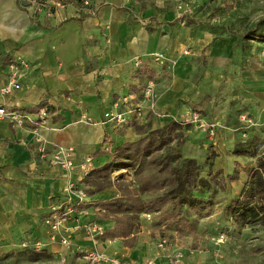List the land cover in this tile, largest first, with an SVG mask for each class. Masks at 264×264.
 Listing matches in <instances>:
<instances>
[{"label":"crops","instance_id":"0c3cea01","mask_svg":"<svg viewBox=\"0 0 264 264\" xmlns=\"http://www.w3.org/2000/svg\"><path fill=\"white\" fill-rule=\"evenodd\" d=\"M183 1L90 0L93 12L88 13L77 7L83 4L82 0H66L63 6L60 0L43 1L47 6L38 5L42 0H0V60L8 55L13 59L24 58L30 64L21 89L7 96L0 94V106L35 118L40 111L35 107L44 102L48 113L40 127L27 124L14 128L10 121L0 120V251L10 250L17 238L23 237V240L46 238L42 241L45 248L57 249L58 256L78 252L75 236L69 251L58 240L50 241L42 219L53 208L68 206L77 199L69 190L70 184L84 190L78 166L86 157L93 158L87 177L90 178L114 159L115 147L140 139L133 130L135 123L157 130V117L151 115L154 110L148 105H144L141 115L131 117L130 123L123 126L106 122L105 114L114 110L115 103L121 102L120 97L129 98L130 105L142 103L138 99L142 92L133 89L138 90L141 84L134 78L136 70L131 62L135 57L161 52L177 60L175 71H192L187 65L192 57L179 58L185 42L191 44L194 56L205 50L204 44L210 40L200 34L192 38L195 27L204 26L200 20L186 18L183 26L179 11L189 3L193 6L199 3L198 0ZM48 9L52 11L51 16ZM1 61L0 86L6 80L2 77L6 67ZM148 69L157 74V69L150 64ZM249 71H264V68L253 63ZM184 82L176 79L175 89L169 95L176 97L174 93ZM171 105L174 110L177 100ZM117 110L124 113L127 105L120 104ZM83 116L90 122L83 121ZM40 147L49 154L56 147L73 148L77 168L68 172L49 165L40 158ZM101 196L88 195L86 203L103 201ZM76 211L69 219L73 220L71 226H75L77 219L84 223L91 210ZM69 221L66 227L74 233L73 227L68 226ZM85 244L92 245V242ZM123 247L117 251L119 256H109L124 261H148L144 260L148 256L141 251ZM102 251L111 253L114 249L106 247ZM156 251L149 253V258L156 264H169L173 249L157 248ZM183 264L203 262L195 255L186 254Z\"/></svg>","mask_w":264,"mask_h":264},{"label":"rangeland","instance_id":"374dc122","mask_svg":"<svg viewBox=\"0 0 264 264\" xmlns=\"http://www.w3.org/2000/svg\"><path fill=\"white\" fill-rule=\"evenodd\" d=\"M43 1L45 0L38 2V5L47 6ZM198 1L197 5H186L183 11L180 8L182 4L178 8L184 20L183 26L186 25L183 23L186 18H194L204 23V26L195 27L196 32L191 37L207 35L210 40L208 44H204L205 50L197 52L194 56L191 53V44L185 42L179 58L192 57L187 63L192 71H175L177 60L161 52L152 53L147 57H135L131 64L134 70L140 68L143 63L157 69L158 75L153 82L154 93L148 101L149 105L152 103L155 107L151 115L157 117V129L174 123L178 125L164 154L180 153L181 160L195 159L203 179H207L212 173L227 180V176L233 174L234 170L238 171V179L234 183L227 182L225 190L213 183L200 192L196 191L197 202L186 204L183 208L187 210L184 217L189 221V226L183 231H176L174 226L169 225L174 203H170L161 212L141 214L137 226L138 241L128 249L141 251L148 256L144 260L149 261L152 260L149 253L157 252L160 241L166 240L168 248L174 251L169 260L174 255H182L185 258L187 254L188 257L195 255L203 264H264V225L237 226L233 224L231 215L233 201L237 199L247 181L250 169L256 159L264 155V144L249 152L236 151L237 144L244 143L254 136L264 141V71H249L253 63L264 68V40L243 37L264 22V0ZM60 2L63 6L66 0ZM181 3L184 1L181 0ZM77 7L81 12H93L90 6L84 4H78ZM48 12H52L51 9H48ZM155 56L160 57V60L155 61ZM176 79L185 82L181 89L174 93L177 96L172 97L169 93L174 91ZM188 88L191 90L188 91ZM144 93L145 90L142 95L139 94L138 99L143 100ZM119 99L122 101L129 98ZM174 99L177 100V105L173 110L171 104ZM195 113L200 114L206 122L218 123L214 137H211L205 128L190 122V117ZM242 116H247L250 122H244ZM145 126L148 127L147 124ZM108 181H111L113 186L99 193L104 200L123 196L125 189H139L132 170H119L108 179L95 174L84 179L83 188L89 195L91 187L95 188L98 183ZM75 192L72 191L74 194ZM89 210L91 211L85 216L84 223L77 219L75 226H71L73 220H68V226L74 229V233L68 235L72 239L75 236V243H79L76 244L77 253H63L58 256L57 249L47 246L39 253L40 259L35 261L34 255L37 253L24 249L22 243L25 239L21 237L10 246V250L0 251V264H58L62 257L66 258L65 264H88L83 256L84 253L91 252L90 250L119 256L117 251L124 249L125 241H103V234L88 233L86 228L97 225L106 233L120 222L121 215L95 208ZM77 212L82 210L77 209ZM45 217L42 224L48 231L47 237L50 240L51 233L44 223ZM39 240L44 241L46 238ZM88 241L92 242V245L85 244ZM106 247L113 248L114 251L103 252L102 249Z\"/></svg>","mask_w":264,"mask_h":264},{"label":"trees","instance_id":"16d2710c","mask_svg":"<svg viewBox=\"0 0 264 264\" xmlns=\"http://www.w3.org/2000/svg\"><path fill=\"white\" fill-rule=\"evenodd\" d=\"M263 24L264 22L260 23L257 29L243 37L250 40H264ZM13 60L12 57L6 55L2 59L1 65L6 67ZM156 76L155 71L148 69V63H143L134 73V78L141 82L140 88L137 90L136 87H133V89L143 92L146 88L144 82H154ZM44 107L45 103L42 102L35 109L39 111ZM177 126L174 123L151 131L148 127L135 123L133 130L136 135L140 136V139L115 147L114 159L93 173V176L97 174L101 178L108 179L119 170H132L135 182L139 186L138 191L125 189L123 196L91 204L85 202L76 207L78 210L95 208L121 215L120 222L102 235L103 241L118 239L125 241L124 245L133 247L138 241L139 216L145 212H161L170 203H174V206L169 217V225L174 226L176 231H183L189 226V221L184 217L187 210H183V208L186 204L197 202L196 191L200 192L213 183L221 190H225L227 182L237 181V170L228 175L227 180L212 173L207 179H203L195 159L181 160L180 153L164 154V150L172 141L171 135L176 131ZM178 134L180 135L181 132ZM262 144L264 141L254 136L244 143L237 144L236 151L239 153L249 152ZM112 186L111 181L98 183L95 188L91 187L89 196L103 193ZM85 192L88 195L86 190ZM231 215L233 224L237 226L264 225V155L258 157L250 169L247 181L237 199L233 201ZM34 256L35 261L40 259L39 253Z\"/></svg>","mask_w":264,"mask_h":264},{"label":"built area","instance_id":"2783aa9c","mask_svg":"<svg viewBox=\"0 0 264 264\" xmlns=\"http://www.w3.org/2000/svg\"><path fill=\"white\" fill-rule=\"evenodd\" d=\"M82 3L85 6L90 5V0H82ZM50 16L52 12H49ZM160 60V57L155 56V61ZM30 69L29 62L24 58L14 59L11 64L6 66L5 72H3L2 77L5 78V82L0 86V94L3 96L10 95L17 90L21 89L22 80L26 76L27 71ZM1 78V76H0ZM1 80V79H0ZM154 93V83L149 82L145 88V93L143 94L142 103L135 105H130L131 100L123 99L121 102H117L114 105V110L109 111L105 114L106 122H111L117 126L127 125L131 121V117L135 115H141L144 109V105H148L149 108L154 110V105L151 103L148 104V101L152 98ZM120 104L127 105V110L124 113L119 112L117 109ZM48 113L47 110L42 108L40 109L38 116L35 118L31 114H27L17 110H9L5 106H0V120H8L14 128H23L27 124L35 125L40 127L44 124L45 119ZM244 122L248 121L247 116L241 117ZM190 122L197 127H203L209 132L211 137L215 136V131L219 127L218 123L206 122L203 120V117L195 113L190 117ZM83 121L90 122L87 117H82ZM41 142L40 140H38ZM40 158L46 160L49 165L53 167L60 168L64 171H74L77 166L73 159L74 149L73 148H64L56 147L51 154L47 152L44 147L39 148ZM93 158L86 157L83 162L78 166L79 171L82 174V178H87L92 170ZM69 190L72 192L75 190L77 199L69 204L68 206H63L60 208H53L52 211L45 217L44 223L48 227L49 232L51 233L50 241H59L61 246L69 251L72 248L71 237L68 235L71 233L70 229L66 227V223L71 218L73 213L77 210L76 207L87 202V194L85 190L78 189L76 184H70ZM88 233H97L98 235L104 234L100 227L97 225H92L91 227L86 228ZM24 249H30L36 253H40L45 248V243L39 239L29 238L25 239L22 243ZM168 247L166 240L160 241L158 248L165 249ZM84 260L88 264H156L154 261L150 260L147 262H135V261H124L117 257L109 256L106 254L98 252H87L84 253ZM182 255H174L169 260L170 264H183ZM66 258L62 257L61 262L58 264H65Z\"/></svg>","mask_w":264,"mask_h":264}]
</instances>
